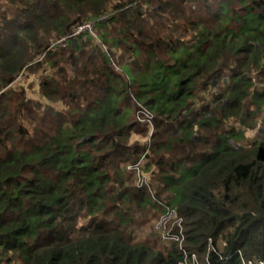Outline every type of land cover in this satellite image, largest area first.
<instances>
[{
	"label": "trees",
	"instance_id": "trees-1",
	"mask_svg": "<svg viewBox=\"0 0 264 264\" xmlns=\"http://www.w3.org/2000/svg\"><path fill=\"white\" fill-rule=\"evenodd\" d=\"M40 64L28 93L16 79ZM256 76L264 0H0V264L264 261V134L224 127L264 104ZM128 97L168 121L150 145ZM145 153L156 168H130Z\"/></svg>",
	"mask_w": 264,
	"mask_h": 264
},
{
	"label": "rangeland",
	"instance_id": "rangeland-1",
	"mask_svg": "<svg viewBox=\"0 0 264 264\" xmlns=\"http://www.w3.org/2000/svg\"><path fill=\"white\" fill-rule=\"evenodd\" d=\"M76 34L80 33V32H87L89 31V38L91 39V42H94V40H96L97 42L99 41V32L98 29L93 25V23H86L82 26H78L76 29ZM169 35H170V39L171 40H176L177 37V32L174 29H169L168 31ZM69 37V36H68ZM66 37L63 39H60L59 41L54 42L53 45H51L49 47L48 51H55L57 49V46L60 47H64L65 43H66ZM99 44H101L102 49L109 52L108 50V46L107 44H105L104 42H100ZM133 58V57H132ZM132 58H127V62H132ZM124 63V64H126ZM30 67H25V69L20 73V75L18 76V78L16 79V81H18L20 85L22 86L26 92H30L32 90V88H34L36 86L37 81H39L40 73H45L48 69L49 66H46V64L42 65L40 64L39 66H36L35 68H33L32 70L29 69ZM114 72L118 75L121 76L123 78L124 81L128 80V77L126 75V73H124L121 68H120V64L116 63L114 65ZM259 77H255V81H254V87L258 88L257 84H264V81H259L258 80ZM260 91H264V89H260ZM142 103H138L135 101L134 97H128L127 99L123 100L120 102L119 104V108L121 109H129L131 117L134 119L135 123H136V129L134 130V134L132 136V140L138 141L142 144H152L153 141V133H155V131H157V128H168V121L167 120H163L162 117L158 116L157 114L154 113L153 110H149L146 106L141 105ZM55 108L57 109H64L63 104L61 103H54ZM250 106V107H249ZM243 107L245 109H247L248 112H250V109H255V106L250 104V100L247 99L243 105ZM158 116V117H157ZM190 115H186V117H189ZM185 118V117H184ZM183 118V119H184ZM182 119V120H183ZM224 127L226 128H235L236 131H239L242 133V137L238 139V141H234L232 140V143L235 144H244V143H248L251 142L253 140H255V138L258 136V133H263L264 134V104L260 105L258 111L255 113V117H252L250 120H242L240 118L238 119H233L231 118L230 120H228ZM223 125V124H222ZM177 128V126L175 125L173 127ZM223 128V127H221ZM174 133H177L174 132ZM146 153L143 154L140 158V160L138 161V163L136 164L137 166H143L144 168H149V170H152L153 168H156L155 165H152L150 167H147V163L149 161V158H146ZM153 156V155H152ZM148 173L149 171L146 170ZM133 173V174H132ZM131 174L128 173V175H131L133 177V175L136 177L137 173L136 171H132ZM149 175V177L151 176V179H153V175L151 173L147 174ZM146 175V176H147ZM134 178V177H133ZM153 182V180H152ZM165 197V196H163ZM162 219L161 217H157L155 223L157 222L159 223V220ZM162 221V225L160 226L161 232L164 230V225L167 223V221H164V219L161 220ZM154 223V224H155ZM155 226V225H154ZM156 233L159 234L158 230L154 227V229H149L146 232V238H148V236H154ZM161 238V237H160ZM163 239L166 241L168 239H166L165 237H163ZM165 241L162 240L161 238V243H164ZM197 258V256H196Z\"/></svg>",
	"mask_w": 264,
	"mask_h": 264
},
{
	"label": "built area",
	"instance_id": "built-area-1",
	"mask_svg": "<svg viewBox=\"0 0 264 264\" xmlns=\"http://www.w3.org/2000/svg\"><path fill=\"white\" fill-rule=\"evenodd\" d=\"M130 168H132V169H136L137 171H139L140 166L135 165V166L130 167ZM128 169H129V168H128ZM146 175H147V174H144V176H142V177L139 179V186H140V187H148V192H149V194L152 195V196L154 197V191H153V189L149 186V179H150V177H149V175H147V176H146ZM142 189H144V188H142ZM145 190H146V189H145ZM157 201H159L160 204H161V201H162V200L158 199ZM161 216H162V213L160 214L159 217H161ZM162 219H164V221L167 220L166 218H163V216H162ZM162 219H161V220H162ZM161 220H159V223H162ZM158 225H159V224L157 223V227H158ZM162 236L165 237L166 239L177 240L176 237L173 236V234H171V233L168 232V231H165V228H164V230H163ZM191 257H192L193 260H194V262H193L192 264H197V258H196V255L193 254ZM184 264H189V263H188V261H186ZM255 264H264V261H257Z\"/></svg>",
	"mask_w": 264,
	"mask_h": 264
},
{
	"label": "clouds",
	"instance_id": "clouds-1",
	"mask_svg": "<svg viewBox=\"0 0 264 264\" xmlns=\"http://www.w3.org/2000/svg\"><path fill=\"white\" fill-rule=\"evenodd\" d=\"M146 174H149V173H146ZM150 179H151V176H150ZM152 180V179H151ZM153 189V188H152ZM142 191H144V190H142ZM144 192H146V191H144ZM157 223V222H156Z\"/></svg>",
	"mask_w": 264,
	"mask_h": 264
}]
</instances>
